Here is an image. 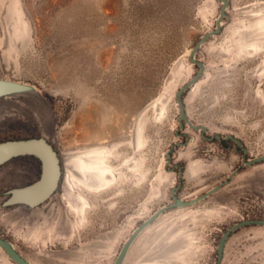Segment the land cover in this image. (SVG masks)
Instances as JSON below:
<instances>
[{
	"label": "rangeland",
	"instance_id": "rangeland-1",
	"mask_svg": "<svg viewBox=\"0 0 264 264\" xmlns=\"http://www.w3.org/2000/svg\"><path fill=\"white\" fill-rule=\"evenodd\" d=\"M228 1L220 34L197 52L204 72L181 99L205 137L233 136L256 159L264 156V0ZM222 6L0 0V82L22 88L0 97V143L43 138L61 167L55 194L35 208L5 205L11 190L38 181L35 164L19 157L0 168V237L31 264H115L136 228L173 203V188L191 200L238 169L206 200L161 215L123 264H217L225 232L264 220V163L243 167L235 142L202 139L178 122L176 94L200 71L190 54ZM88 156L95 170L100 161L110 168L109 185L81 183L75 163ZM0 264H15L1 248ZM221 264H264V226L233 233Z\"/></svg>",
	"mask_w": 264,
	"mask_h": 264
},
{
	"label": "water",
	"instance_id": "water-1",
	"mask_svg": "<svg viewBox=\"0 0 264 264\" xmlns=\"http://www.w3.org/2000/svg\"><path fill=\"white\" fill-rule=\"evenodd\" d=\"M221 3H223L220 17L217 20L216 23V29L212 32L207 33L205 36L201 38V40L195 45L193 48L191 54H190V61L200 67L199 73L189 81L182 89L178 91L176 94V100L180 108V117L178 119V122L180 123V126L183 128L185 126V123L189 125L191 129L194 131L201 132L200 136L202 139L213 141L215 138L220 139L218 136H213L211 138L205 137V133H207V128L204 126H198L194 125L187 117L184 103L181 99L183 93L189 89L191 86H193L201 77V75L204 72V65L196 59V55L198 50L205 44L211 37L219 35L222 29L223 21L226 17V11L229 7V1L228 0H217ZM22 88L11 84L7 82H0V97L8 95L10 93L16 92L21 90ZM226 140H232L237 144L238 147L242 149L243 152V167H250L257 164L264 163V156L256 158V159H247V149L243 146L241 141L235 139L233 136H228L225 138ZM25 156H36L42 160V175L40 179L35 182L32 185H29L24 188L19 189H13L9 192L10 197L5 202L6 206H12V205H27L31 208H35L38 206H41L43 203L48 201L56 192L60 179H61V167H60V161L58 159V155L51 144L47 142V140L43 138L39 139H28V140H18V141H8L4 143H0V167H2L4 164L12 161L13 159L19 158V157H25ZM47 160H49L52 163L53 166V175L52 179L48 184L47 182ZM239 173V169L234 171L229 177L228 180L220 183L216 187L212 188L205 194L196 197L191 200H183L177 197V191L180 189V186L175 187L171 191L172 201L173 203L162 207L160 210H158L156 213H154L148 220L143 222L139 227L136 228V230L132 233V235L127 239L125 242L120 254L118 255L115 264H123L127 254L132 247V245L136 242L138 237L148 228L150 227L161 215H163L165 212L176 209V208H189L194 206L195 204L202 202L209 198L210 196L214 195L218 191H220L225 186L229 185L234 176ZM183 173H179V178H182ZM46 184V185H45ZM181 185V181H180ZM42 189V192L40 194L39 191ZM248 226H264V220H246L242 221L233 227H231L223 237L221 238L218 250H217V264H221L224 258V252H225V246L227 240L230 238V236L235 233L237 230L248 227ZM0 248L4 251V253L13 261L15 264H31L27 259H25L14 247V245L9 242L6 239H3L0 237Z\"/></svg>",
	"mask_w": 264,
	"mask_h": 264
},
{
	"label": "bare ground",
	"instance_id": "bare-ground-1",
	"mask_svg": "<svg viewBox=\"0 0 264 264\" xmlns=\"http://www.w3.org/2000/svg\"><path fill=\"white\" fill-rule=\"evenodd\" d=\"M87 161H89V163H87ZM93 162H94V157H92V156L83 157V158H79L76 160V163H75L76 168L85 177V180H80L81 183H83L88 188H92V186L95 185V181H99L100 183H104V184L106 183V185H109L110 180L108 179V174H109L110 168L102 165V161H100V163H99L100 166H98L97 170H95V168L93 167V165H94ZM47 165H48V167H47L48 170H47V182H46V184H48L50 182V180L52 179V175H53V166L49 160H47ZM41 192H42V189L39 191L38 194H40ZM78 200L77 201H78V203L80 202V204H78V206H76L77 207L76 209L79 213H83L84 209L86 208L87 202L83 196H80L78 198Z\"/></svg>",
	"mask_w": 264,
	"mask_h": 264
},
{
	"label": "flooded vegetation",
	"instance_id": "flooded-vegetation-1",
	"mask_svg": "<svg viewBox=\"0 0 264 264\" xmlns=\"http://www.w3.org/2000/svg\"><path fill=\"white\" fill-rule=\"evenodd\" d=\"M218 140L220 141L222 146H225V142L229 141V140L222 141V139H218ZM226 149H228V148H226ZM25 157H27V160H29L31 166H33L32 163L35 164L36 170H37V175H38V179L37 180H39L41 175H42V169H43L42 160L40 158L36 157V156H25Z\"/></svg>",
	"mask_w": 264,
	"mask_h": 264
},
{
	"label": "crops",
	"instance_id": "crops-1",
	"mask_svg": "<svg viewBox=\"0 0 264 264\" xmlns=\"http://www.w3.org/2000/svg\"><path fill=\"white\" fill-rule=\"evenodd\" d=\"M144 232H145V231H144ZM144 232L138 237V239L136 240V242L139 240V238H140L141 236H143ZM128 253H129V252H128Z\"/></svg>",
	"mask_w": 264,
	"mask_h": 264
}]
</instances>
